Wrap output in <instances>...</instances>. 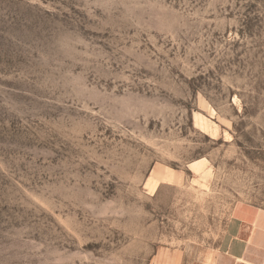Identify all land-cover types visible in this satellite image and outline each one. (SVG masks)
I'll return each mask as SVG.
<instances>
[{
  "label": "rangeland",
  "instance_id": "374dc122",
  "mask_svg": "<svg viewBox=\"0 0 264 264\" xmlns=\"http://www.w3.org/2000/svg\"><path fill=\"white\" fill-rule=\"evenodd\" d=\"M243 206L264 0H0V264H215Z\"/></svg>",
  "mask_w": 264,
  "mask_h": 264
},
{
  "label": "crops",
  "instance_id": "0c3cea01",
  "mask_svg": "<svg viewBox=\"0 0 264 264\" xmlns=\"http://www.w3.org/2000/svg\"><path fill=\"white\" fill-rule=\"evenodd\" d=\"M243 208L226 224L215 264H264V210Z\"/></svg>",
  "mask_w": 264,
  "mask_h": 264
},
{
  "label": "bare ground",
  "instance_id": "6f19581e",
  "mask_svg": "<svg viewBox=\"0 0 264 264\" xmlns=\"http://www.w3.org/2000/svg\"><path fill=\"white\" fill-rule=\"evenodd\" d=\"M203 108H204V106H203ZM201 121H203V120H201ZM215 125V124H214ZM214 132V131H213ZM204 161H196V162H193L192 164H190V167L192 168V169H194V170H196V171H198V170H200L202 167H203V165H204ZM158 171V170H157ZM158 176V175H157ZM153 177V176H152ZM166 177V176H165ZM162 179V178H161ZM166 179V178H165ZM150 183V182H149ZM147 186V185H146ZM150 191V190H149ZM160 257V256H159Z\"/></svg>",
  "mask_w": 264,
  "mask_h": 264
}]
</instances>
